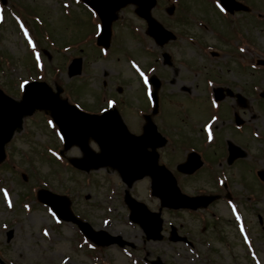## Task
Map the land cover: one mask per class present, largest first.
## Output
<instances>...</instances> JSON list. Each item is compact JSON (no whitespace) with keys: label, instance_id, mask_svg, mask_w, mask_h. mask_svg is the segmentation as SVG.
Here are the masks:
<instances>
[{"label":"rangeland","instance_id":"rangeland-1","mask_svg":"<svg viewBox=\"0 0 264 264\" xmlns=\"http://www.w3.org/2000/svg\"><path fill=\"white\" fill-rule=\"evenodd\" d=\"M171 1L158 0L152 13L165 28L178 35L174 40L157 45L146 34L147 23L137 17L135 6L129 4L114 22L111 45L104 50L95 42L99 31L97 15L84 0H8L5 8L0 5V87L20 98L25 82L45 80L52 87H63L62 97L93 110L106 106L109 97H117L122 100L124 120L132 131L139 132L134 119L136 108L146 102L142 73L154 71L162 81L159 92L165 108L156 121L176 143L174 148L169 144L162 149L163 161L175 171L176 163L187 152L178 149L179 145L192 144L196 134L191 121L198 123V116L205 112L191 109L188 91L183 87L202 91L198 83L208 76L210 68L218 72L204 45L221 44L216 32L229 31L235 22L225 21L234 18L216 14L206 0H179L188 6L190 15L211 22L215 28L208 31L188 18L180 10L182 5L168 14L166 9ZM244 1L249 6L256 1L264 9V0ZM12 7L24 14H40L49 32L38 36L31 25L24 29L15 20ZM244 26L249 36L264 41V24L254 27L246 16ZM187 34L195 35L197 43L192 44ZM164 54L171 56L172 65H161L167 59ZM229 54L241 55L236 49ZM252 56L249 52L241 58L252 60ZM74 57L83 58L82 73L70 76L68 66ZM227 59L220 55L215 60L224 63ZM228 64V74L237 76L236 61ZM243 76L247 81L250 70L245 69ZM247 86H251L248 81ZM211 111L209 108L206 114ZM186 113L191 120L186 119ZM48 118L43 111L27 117L23 128L6 147L5 162L0 163V256L4 260L1 264H264V183L255 180L252 170L257 165L251 157L244 159L245 164L238 162L239 169L234 164H214L216 173L220 170L231 176L227 181L230 199L225 196V187L205 170L197 177L176 174L179 186L188 194L214 192L223 197L198 211L163 209V238L148 240L141 227L129 219L124 201L126 185L118 172L111 167L85 171L66 165L67 157L83 154L74 146L60 160L62 138ZM219 129L222 134L228 133L225 125ZM188 135L191 142L187 141ZM91 147L98 151L94 142ZM208 154L212 156L211 149ZM223 181L226 182L225 177ZM150 186V178L145 177L135 181L130 191L151 210L158 211L160 201L152 196ZM43 188L68 196L77 217L95 230L121 237L127 244L101 247L90 242L75 223L58 219L38 200L37 191ZM172 226L190 243L172 240Z\"/></svg>","mask_w":264,"mask_h":264},{"label":"water","instance_id":"water-1","mask_svg":"<svg viewBox=\"0 0 264 264\" xmlns=\"http://www.w3.org/2000/svg\"><path fill=\"white\" fill-rule=\"evenodd\" d=\"M129 2L140 5L138 11L149 18L153 35H158L157 30H159V34L170 36L167 30L150 16L149 10L155 4V0H94L93 5L101 14L104 24L99 43L109 46L110 26L116 17L112 13L121 5ZM75 66L76 64L71 68V75L80 73L81 66ZM60 91L61 89H58V93H53L46 83L35 81L25 86L23 99L17 101L0 89V161L5 157V144L12 138L15 130L22 127L23 117L32 114L36 108H47L52 111V115L63 129L64 134L80 143L87 155L91 156L92 153L91 149L86 147L88 137L92 136L98 142L102 153L95 157L97 159L95 167L109 164L118 168L123 180L129 185L146 172L150 173L153 177V192L161 197L164 206L197 208L208 205L213 199L212 197L192 198L181 194L173 176L163 167H157V154L155 151L149 153L146 150L147 145L152 148L156 147L154 142L158 139V135L155 131L150 130L140 137H135L127 130L119 115L113 118H105V115L101 118L99 116L89 117L79 112L74 106L60 100ZM71 143L69 142L68 146ZM85 162L86 160H73V163L79 167H82ZM45 193L50 198H43L41 195L42 201L52 205L61 217L78 222L84 233L92 240L102 245L115 242L121 245L126 243L120 237H112L103 232L95 233L89 225L71 216L65 198L46 191ZM126 201L132 210L131 219L142 225L148 238H161L160 213H150L144 204L137 202L129 193L126 195Z\"/></svg>","mask_w":264,"mask_h":264},{"label":"flooded vegetation","instance_id":"flooded-vegetation-1","mask_svg":"<svg viewBox=\"0 0 264 264\" xmlns=\"http://www.w3.org/2000/svg\"><path fill=\"white\" fill-rule=\"evenodd\" d=\"M240 5L238 11H232L233 20L227 19L225 21H234L232 28H228L229 31L224 29L225 38L223 40L224 45L220 50V53L217 54L219 58L220 55L228 57L223 62L215 60L219 65H211L218 69V72H215L211 67L208 72V76L205 78L206 81L212 79L219 83H222L223 87L227 90L225 91L223 98L219 103V113L220 125H225L227 127L228 133L222 134L218 132V137H215V145H210L206 143L205 148L209 149L216 146L218 149H221V154L224 157V160L227 162L228 158V147L231 144H236L241 146L246 152L247 157L252 156L254 162L264 168V41L261 38L255 36H249L248 30L244 26V18L247 16L248 21L253 23V26L256 27L259 23L264 24V9L261 5H258L256 1L249 6L244 0H237ZM247 1V0H246ZM185 15L188 13V6L184 4L180 9ZM228 13V12H227ZM257 39H260V42H255ZM237 40V41H236ZM231 49H236L241 55L229 54ZM244 51V52H243ZM253 53L252 60L241 58L244 54ZM240 60H235L239 59ZM236 61L238 64L237 76H231L228 74L231 71V63ZM227 62V63H226ZM224 65V66H223ZM245 69L250 70V77L246 79L251 85L247 89V81L244 80L243 73ZM252 75L254 77L251 79ZM199 88L202 91L194 89V91L183 87L184 90L190 91L192 94L191 99L188 100V105H191V109H203L208 103L207 107H211L209 100H212L213 94L209 92L208 85L203 81L198 83ZM203 94V95H201ZM143 106L146 111L148 110L147 99H145ZM200 100V101H199ZM163 113V104H159V113ZM192 111L190 110V113ZM159 113L153 116V119L156 121ZM162 116V115H161ZM198 123H195V120H192V124L200 127V131L197 132L198 138L196 144L203 148V140L205 139L202 131L204 129L205 123L209 120L208 117L200 116ZM141 120V121H140ZM201 120H205L202 122ZM134 121L136 127H143L144 125V115L135 117ZM157 122V121H156ZM158 126L159 123L157 122ZM216 129H219V124L215 125ZM200 142V143H199ZM203 156V153H201ZM206 158L207 151L204 153ZM246 157V156H245ZM211 159V158H210Z\"/></svg>","mask_w":264,"mask_h":264}]
</instances>
